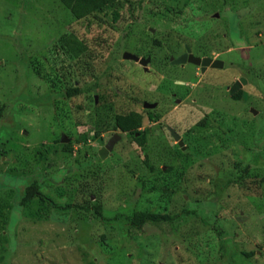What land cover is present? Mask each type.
Here are the masks:
<instances>
[{
  "label": "rangeland",
  "instance_id": "rangeland-1",
  "mask_svg": "<svg viewBox=\"0 0 264 264\" xmlns=\"http://www.w3.org/2000/svg\"><path fill=\"white\" fill-rule=\"evenodd\" d=\"M187 48L224 68L173 65ZM131 112L144 148L115 127ZM12 168L35 174L21 194L43 173L64 209L36 202L13 221L0 264H264V0H124L82 20L59 0H0V184Z\"/></svg>",
  "mask_w": 264,
  "mask_h": 264
},
{
  "label": "trees",
  "instance_id": "trees-1",
  "mask_svg": "<svg viewBox=\"0 0 264 264\" xmlns=\"http://www.w3.org/2000/svg\"><path fill=\"white\" fill-rule=\"evenodd\" d=\"M65 7L71 9L73 14L76 18L82 20L88 17H95L98 18L99 15L107 9L113 8L116 4L120 3L124 0H59ZM129 1V0H128ZM143 2V1H142ZM141 2V3H142ZM172 10V9H171ZM173 11V10H172ZM132 12V11H131ZM120 19V13L118 11L114 12V21L118 22ZM103 20V18H102ZM71 41V42H70ZM70 47L72 44H79L77 45L76 52L74 54L79 56L84 50H88L89 46L86 44L85 41H79L76 35L73 33L72 39H70ZM101 41V40H100ZM98 39L95 40V45L101 47V43ZM108 43V42H107ZM83 94V89L80 87H73L66 90L65 96L68 99H73L75 97L80 96ZM242 92L239 91L237 94L233 96L235 100H239L241 98ZM152 120L157 118L150 116ZM115 127L119 131L124 134L131 136L134 141L138 144L139 147L144 148V145L147 142L146 132L142 131L141 128L143 127V115L138 112H131L126 115H118L115 121ZM62 148L65 152L72 153L73 145L72 144H65L62 145ZM38 155L40 156V160L37 162V166L33 169V172L39 170L38 165L42 162L44 157V152L39 150ZM148 163V161H147ZM80 164V162H79ZM38 167V168H37ZM17 168H12L10 172L5 174L6 177L11 178V181L6 184L4 181L0 184V243L5 249H10V241H12V236L8 231L10 224L15 221L18 222L22 219V216H25V211H29V209L34 205L36 202H39L40 205L47 209V204H51L56 208H61L55 202H53L48 196H46L41 191V186L43 180L46 179L43 173H37L38 179L35 180L32 184H27V188L25 189L24 193H20L19 187H13L14 183H25L31 176L35 175L33 172L24 174L23 176L20 174L15 173ZM69 170V169H67ZM4 176V177H5ZM243 177V176H242ZM242 177H238L234 180L238 184H242L243 179ZM143 178H141L142 180ZM143 181V180H142ZM2 192H5L2 195ZM92 202V200H90ZM68 206L67 208H70ZM43 208V209H45ZM86 211H90V208H83ZM93 210L96 213H101V208L96 204L93 205ZM29 213V212H27ZM22 214V215H21ZM190 215H197L196 211L184 212L178 215H173L169 217V220L172 222H177L181 218L186 221V219ZM26 216H29L28 214ZM14 223V222H13ZM12 250V249H11ZM242 256L247 259L251 257L252 253H241ZM89 264H94L90 262Z\"/></svg>",
  "mask_w": 264,
  "mask_h": 264
},
{
  "label": "water",
  "instance_id": "water-1",
  "mask_svg": "<svg viewBox=\"0 0 264 264\" xmlns=\"http://www.w3.org/2000/svg\"><path fill=\"white\" fill-rule=\"evenodd\" d=\"M123 59L128 60V61H133L145 68V70H148L147 66L150 63V59H145L141 58L131 52H124L123 53ZM173 65H186V64H192L197 67H201V72L202 74H205L208 68H213V69H222L224 68V62L220 60H213L211 58L205 57H197L191 53V50L188 48V52L176 60L174 58L171 59ZM247 83V80L245 78H242L240 81H237L234 83V85L231 87L230 94L234 95L237 91H239L244 84ZM156 104H149L147 102L144 103V108H155ZM173 137L175 138L176 142H178L179 146L183 147L184 143L181 140V137L179 134L175 133L174 130L170 129ZM121 139V136L119 135H114L110 141L106 144L104 148H102L99 151V156L101 159H105L108 155L109 152L113 151L115 145L117 144L118 140ZM69 139L63 135L61 142L62 143H67Z\"/></svg>",
  "mask_w": 264,
  "mask_h": 264
},
{
  "label": "flooded vegetation",
  "instance_id": "flooded-vegetation-1",
  "mask_svg": "<svg viewBox=\"0 0 264 264\" xmlns=\"http://www.w3.org/2000/svg\"><path fill=\"white\" fill-rule=\"evenodd\" d=\"M189 49H190V48H189ZM190 50H191V49H190ZM187 52H188V48L186 49V52H185L184 54H186ZM191 53H192V51H191ZM184 54H182V55H184ZM192 54H193V53H192ZM135 63H136V62H135ZM200 68H201V67H200ZM209 69H210V68H208V70H209ZM212 69H213V68H212ZM206 72H207V71H206ZM201 73H202V72H201ZM241 79H242V78H241ZM237 81H240V80H237ZM237 81H236V82H237ZM233 85H234V84H233ZM230 90H231V88H230ZM230 90H229V93H230ZM239 91H241V89H240ZM239 91H237V93H238ZM237 93H235V94H237ZM235 94H234V95H235ZM234 95H231V96H234ZM170 129H172V128H169L168 130L170 131ZM172 130H173V129H172ZM170 132H171V131H170ZM174 132L177 133L176 131H174ZM170 134H172V133H170ZM177 134H178V133H177ZM174 140H175V139H174ZM109 141H110V140H109ZM109 141H108V142H109ZM175 141H176V140H175ZM108 142H107V143H108ZM176 143H177V142H176ZM105 146H106V145H105Z\"/></svg>",
  "mask_w": 264,
  "mask_h": 264
}]
</instances>
